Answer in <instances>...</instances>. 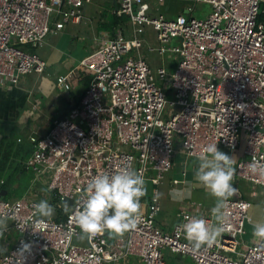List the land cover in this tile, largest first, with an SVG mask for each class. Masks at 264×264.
I'll use <instances>...</instances> for the list:
<instances>
[{
    "label": "built area",
    "instance_id": "built-area-1",
    "mask_svg": "<svg viewBox=\"0 0 264 264\" xmlns=\"http://www.w3.org/2000/svg\"><path fill=\"white\" fill-rule=\"evenodd\" d=\"M90 1L0 0V88L45 72L48 63L38 48L68 22H80ZM157 1L162 6L166 0ZM200 1L210 3L211 11L194 16ZM115 2L113 11L127 16L131 35L120 25L99 32L96 46L80 60L90 71L80 100L52 118L45 133L28 135L32 150L26 165L45 190L33 197H0V220L7 225L3 236L16 234L11 246L0 242V264H170L167 249L194 264H264V239L243 240L253 220L252 201L237 187L212 246L194 249L182 224L186 217L215 223V204L185 203L171 229L157 219L159 185L174 165L177 147L199 157L204 147L217 143L219 150L229 147L233 158L245 130L243 153L233 158L234 178L264 186V176L249 168L253 159L264 164V21L258 19L264 0H193L188 12L173 16L163 9L154 13L149 0ZM145 43L150 52L165 56L167 65L175 63L172 72L165 63L152 65L140 51ZM70 78L58 75L59 88L69 90ZM121 168L142 172L145 187L152 186L148 210H140V223L123 236L82 234L75 213L86 202L88 183ZM45 199L58 218L33 215ZM24 243L31 248L21 256L17 251Z\"/></svg>",
    "mask_w": 264,
    "mask_h": 264
},
{
    "label": "crops",
    "instance_id": "crops-1",
    "mask_svg": "<svg viewBox=\"0 0 264 264\" xmlns=\"http://www.w3.org/2000/svg\"><path fill=\"white\" fill-rule=\"evenodd\" d=\"M167 2L162 9L167 14L170 12L169 14L176 15L179 12H188L187 8L193 3V0H167ZM115 3V0H110L108 5L93 0L88 6L86 3L83 6L84 17L80 22H68L60 31L49 34L43 45L38 48L41 56L48 63L45 72L28 74L19 85L0 88V152L5 151L8 154L7 160L0 161V172L2 169L15 171L19 167L22 168L19 173L21 178L24 167L28 168L27 165L24 166V161L27 158L21 164L17 154L13 153L12 133L15 134L18 141V138L21 137V142L25 141L24 147L29 146L31 151V143L27 142L28 135L35 132L45 133L52 118L66 114L70 107L80 100L88 86L90 77V71L80 63L81 58L96 46L95 37L99 32L113 31L125 21L124 16H118L120 19L116 21L117 17L113 11ZM194 11H191L192 14ZM109 12L114 15L111 20L108 18ZM55 37L57 38L55 39ZM69 38L70 42L68 43ZM60 74L70 75L72 87L69 90H62L57 85V76ZM175 163L176 167L172 176L168 177L169 186L164 187L162 191L161 210L157 215L158 221L165 229L172 228L178 220V211L185 203L194 200L199 205L207 207L216 203V201L209 200V190L195 179L199 164L193 163V160L190 161L184 152L175 154L174 165ZM175 178L179 179L176 183L173 181ZM1 179L6 181L3 176H0V190L7 188V186L2 187L4 182H1ZM19 183L18 180L12 184L17 188ZM26 183L27 185H23V188L18 191V197H33L45 190L43 180L36 183L32 177ZM165 183L166 180L161 184ZM148 185L145 195L147 199L144 200V207L141 208L144 210H148V203L152 195V186ZM163 208H167V210L165 209L163 212ZM171 208L173 210H170ZM159 213L161 214L159 215ZM170 213L176 214L177 220L168 222L167 216ZM54 215H58L56 210ZM15 235L13 232L6 238L3 236L0 242L4 240L8 246H11Z\"/></svg>",
    "mask_w": 264,
    "mask_h": 264
},
{
    "label": "clouds",
    "instance_id": "clouds-1",
    "mask_svg": "<svg viewBox=\"0 0 264 264\" xmlns=\"http://www.w3.org/2000/svg\"><path fill=\"white\" fill-rule=\"evenodd\" d=\"M233 164V158L220 151L217 143L208 144L199 156L195 179L216 198V204L211 209L215 223H209L203 218H185L182 228L194 249L204 245L212 246L223 231L227 221L228 200L237 192L232 184L235 174ZM249 168L252 173L264 176V164L255 159ZM146 191L142 172L121 168L113 175H97L87 185L86 202L81 209H77L75 223L81 233L88 236L103 235L105 232L110 237L123 236L140 223V200ZM34 207L33 215L41 218L50 219L55 212L46 199ZM65 211L68 209L65 208ZM6 228V222L0 220V237ZM254 235L264 239V224L255 225ZM30 248L29 243H24L17 253L24 256Z\"/></svg>",
    "mask_w": 264,
    "mask_h": 264
},
{
    "label": "rangeland",
    "instance_id": "rangeland-1",
    "mask_svg": "<svg viewBox=\"0 0 264 264\" xmlns=\"http://www.w3.org/2000/svg\"><path fill=\"white\" fill-rule=\"evenodd\" d=\"M93 1L102 2L103 4L106 3L107 5L110 2V0H93ZM149 2L151 3V5L154 8V13H157L159 11V9L163 8V5L161 6L157 0H149ZM166 3H168L167 0L165 1L164 5H166ZM89 4H90V2H88L86 4V6H88ZM210 11H211V4L208 2L200 1L196 4L195 11L193 12V14H194V16H202V15H204ZM169 13L170 12H168V14H167L168 16L174 15V14L172 15ZM113 16L114 15L112 13H110V12L108 13V18L110 20L113 18ZM120 26L123 27L124 33L127 36L131 35V27L132 26H131V22L129 19H126L122 23V25H120ZM152 33H153L152 30L148 29L146 31L145 35L150 36ZM56 38L57 37H55V39ZM69 42H70V38L68 40V43ZM20 46L26 48V46L24 44H20ZM38 51L40 53L39 49H38ZM140 51H142L143 54L146 55L147 58L150 59L153 66H157V65H160L162 63H165V65H167V63L164 61L165 56H159L157 53L150 52L148 50V44L147 43H145L141 47ZM167 68H168L169 72H172L173 69L175 68V63L168 64ZM30 74H34V73H30ZM37 74H39V73H37ZM157 84L160 87L165 89L163 80L157 79ZM11 139H12L13 153L17 154V157H19V159H20L19 163L22 164L24 159L28 158L31 154V151L29 150V146L24 147L25 141L21 142V139L18 141L14 133L11 134ZM11 139H10V141H11ZM246 139H247V133L245 132V130H242L240 146L237 147L232 152L234 154L233 158L235 161L241 157V155L243 153L244 146L246 144ZM27 142L30 143L29 140H27ZM177 149H178L177 152H182L179 149V147H177ZM220 151H222L228 155L231 154L229 147L224 146V145H221ZM182 154H183V152H182ZM0 157H1L0 161H5L8 159V154L5 151H2V152H0ZM188 157H189L190 161L193 160V163L199 164V157H196V156H188ZM17 162H18V160H17ZM175 167H176V163H175V165H173V168L167 172L166 177L163 180V182L166 180V183L164 185H162V184L159 185L160 201H161L162 191H163L164 187L167 188L169 186L168 177L172 174ZM20 170H21V168H19V167L15 171H13V169H10L9 171H5L4 169H2V171L0 172V176H3L6 179L7 182L4 185L7 186V188H8V192L5 195H3L2 197L17 198L18 197L17 196L18 191L21 188H23V185H27L26 182H28V179L32 178L33 175L35 174V171L31 167H28L22 172V177L20 178V176H19ZM18 176H19V178H18ZM18 180L20 183H19L18 187L15 188L12 183L14 181L16 182ZM232 184L234 187H237L240 192L242 191L241 192L242 195H244L245 197L249 198L252 201L251 214H252L253 220L251 222H247L246 233L243 235L244 241L251 242L252 236L254 235L255 225L264 224V186L259 185V184H253L251 181H248L247 179L240 178V177H235L232 181ZM208 193L210 194V191ZM237 195L238 194H235L233 196H237ZM146 199L147 198L145 196L141 198V200H140L141 208L144 207ZM56 200H57V198L55 197V198H53V201H52V204H54L55 206H56V204H55ZM209 200H212V202H213V201H216V198L210 194ZM214 204H216V203H214ZM165 209L167 210V208H163V212L165 211ZM170 210H173V208H171ZM161 213H159V215ZM167 219H168V222H174L175 220H177V215L176 214L174 215V213H170V214H168ZM1 239H3V236L0 237V240ZM166 255H167V260L169 261L170 264H173V263L194 264L193 260H191L190 257L183 256L181 254H174L169 249L166 250Z\"/></svg>",
    "mask_w": 264,
    "mask_h": 264
},
{
    "label": "trees",
    "instance_id": "trees-1",
    "mask_svg": "<svg viewBox=\"0 0 264 264\" xmlns=\"http://www.w3.org/2000/svg\"><path fill=\"white\" fill-rule=\"evenodd\" d=\"M261 8H262V10L260 11V13H259V15H258V19L264 21V3L262 4ZM115 16L117 17V18H116V21H118L120 18H119L118 15H116V14H115ZM125 18L128 19L127 16H124V20H126ZM89 79H90V77H89ZM21 169H22V168H21ZM20 171H21V170H20ZM5 182H6V181H5ZM5 182H4V183H5ZM4 183H3L2 187H6V186L4 185ZM148 187H149V185H148ZM56 211H57V210H56ZM57 218H58V216H57Z\"/></svg>",
    "mask_w": 264,
    "mask_h": 264
},
{
    "label": "water",
    "instance_id": "water-1",
    "mask_svg": "<svg viewBox=\"0 0 264 264\" xmlns=\"http://www.w3.org/2000/svg\"><path fill=\"white\" fill-rule=\"evenodd\" d=\"M26 160L24 161L25 162V165L24 166H26ZM24 170H25V167H24ZM7 192H8V189L7 188L1 189L0 190V197H2L3 195H5ZM66 202L67 203H71V200L67 198L66 199Z\"/></svg>",
    "mask_w": 264,
    "mask_h": 264
}]
</instances>
